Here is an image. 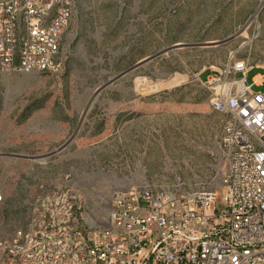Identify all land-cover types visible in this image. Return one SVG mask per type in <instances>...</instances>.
Wrapping results in <instances>:
<instances>
[{"label": "rangeland", "instance_id": "374dc122", "mask_svg": "<svg viewBox=\"0 0 264 264\" xmlns=\"http://www.w3.org/2000/svg\"><path fill=\"white\" fill-rule=\"evenodd\" d=\"M73 1L59 71L0 72V239L69 212L109 230L120 191L222 195L225 117L202 81L231 61L264 79V0Z\"/></svg>", "mask_w": 264, "mask_h": 264}, {"label": "built area", "instance_id": "2783aa9c", "mask_svg": "<svg viewBox=\"0 0 264 264\" xmlns=\"http://www.w3.org/2000/svg\"><path fill=\"white\" fill-rule=\"evenodd\" d=\"M74 8L73 0H0V72L59 71ZM252 68L231 61L202 81L225 117L231 167L222 195L120 191L109 230L81 226L69 212L0 239V264H264V92L255 90L264 79L249 83Z\"/></svg>", "mask_w": 264, "mask_h": 264}, {"label": "water", "instance_id": "95a60500", "mask_svg": "<svg viewBox=\"0 0 264 264\" xmlns=\"http://www.w3.org/2000/svg\"><path fill=\"white\" fill-rule=\"evenodd\" d=\"M172 50V49H171ZM150 60H145V61H142L141 63H139L137 66L131 68L130 70H128L127 72L123 73L122 75H120L119 77H117L116 79H114L113 81H111L110 83H108L106 86L102 87L101 89H99V91L96 93V95L94 96V98L104 89L106 88L107 86H109L110 84H112L113 82H115L116 80L120 79L121 77H123L124 75L134 71L135 69L143 66L144 64L148 63ZM91 104V103H90Z\"/></svg>", "mask_w": 264, "mask_h": 264}, {"label": "crops", "instance_id": "0c3cea01", "mask_svg": "<svg viewBox=\"0 0 264 264\" xmlns=\"http://www.w3.org/2000/svg\"><path fill=\"white\" fill-rule=\"evenodd\" d=\"M253 68H254V67H253ZM253 68H252V69H253ZM257 68H261V67H257ZM252 69H251V70H252ZM251 84H253V81L251 82Z\"/></svg>", "mask_w": 264, "mask_h": 264}]
</instances>
